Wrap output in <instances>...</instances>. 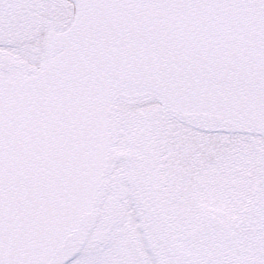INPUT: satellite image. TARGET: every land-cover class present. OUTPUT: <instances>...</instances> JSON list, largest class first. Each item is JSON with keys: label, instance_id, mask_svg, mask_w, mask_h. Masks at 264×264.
<instances>
[{"label": "snow or ice", "instance_id": "obj_1", "mask_svg": "<svg viewBox=\"0 0 264 264\" xmlns=\"http://www.w3.org/2000/svg\"><path fill=\"white\" fill-rule=\"evenodd\" d=\"M0 264H264V0H0Z\"/></svg>", "mask_w": 264, "mask_h": 264}]
</instances>
